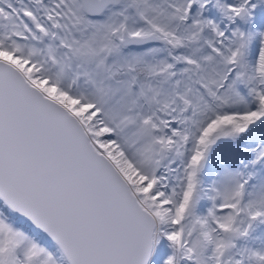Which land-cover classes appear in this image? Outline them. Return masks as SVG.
I'll use <instances>...</instances> for the list:
<instances>
[{
	"label": "snow or ice",
	"instance_id": "1",
	"mask_svg": "<svg viewBox=\"0 0 264 264\" xmlns=\"http://www.w3.org/2000/svg\"><path fill=\"white\" fill-rule=\"evenodd\" d=\"M0 264H264V0H0Z\"/></svg>",
	"mask_w": 264,
	"mask_h": 264
}]
</instances>
